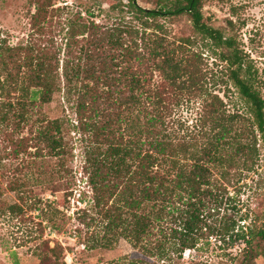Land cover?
<instances>
[{"label":"trees","instance_id":"16d2710c","mask_svg":"<svg viewBox=\"0 0 264 264\" xmlns=\"http://www.w3.org/2000/svg\"><path fill=\"white\" fill-rule=\"evenodd\" d=\"M51 1L37 2L30 14L33 31L43 30ZM203 1L175 0L147 8L128 0L147 17L139 27L75 21L69 25L63 57L53 41L0 42L1 86L8 95L17 94V124H28V104L36 95L41 103L51 100L62 88L61 78L67 93H74L75 127L86 143L82 178L91 191L89 203L79 194L83 205L74 214L87 228L98 222L102 228L87 231L83 243L110 248L120 237L128 239L138 252L130 264H156L152 256L165 260L172 251L181 255L211 235L244 242L246 261L264 256V246L258 249L257 243L264 240V221L258 228L232 217L211 220L228 196L224 180L254 166L257 138L264 136V96L263 80L234 34L203 19ZM180 14L188 15L192 33L169 39L157 17ZM228 23L232 27L231 19ZM202 47L217 61L209 62ZM228 83L247 104V115L229 113L215 91L216 85ZM185 97L200 98L202 141L195 132L176 138L168 128L167 117ZM8 105L13 106L11 101ZM8 134L12 156L35 147L60 157L63 165L60 119H42L22 136ZM21 184L10 181L8 188L25 201ZM20 208L18 202L9 205L13 212Z\"/></svg>","mask_w":264,"mask_h":264},{"label":"rangeland","instance_id":"374dc122","mask_svg":"<svg viewBox=\"0 0 264 264\" xmlns=\"http://www.w3.org/2000/svg\"><path fill=\"white\" fill-rule=\"evenodd\" d=\"M38 1L0 0V42L2 38L10 44L29 39L42 43L53 41L62 48L60 56L63 57L69 25L75 21L94 20L103 28L118 24L139 27L147 18L136 12L128 0H52V10L41 22L43 30L33 31L30 14ZM136 1L143 7L158 8L175 0ZM201 12L207 23L234 34L263 80L264 96V0H204ZM228 19L232 20V27ZM157 20L167 29L169 39L192 33L187 14L159 15ZM77 37L81 41L82 35ZM200 49L209 62L216 60L209 49ZM61 86L49 102L41 103L37 95L32 99L34 103L28 104V124L24 125L17 124L18 117L14 115L17 94L8 95L0 81V264H130L138 252L128 239L120 237L110 248L83 243L87 231L100 232L102 228L100 222L87 228L74 214L77 207L83 205L77 200L79 194L89 203L91 191L82 178L86 143L75 127V95L67 93L63 78ZM215 91L225 101L229 113L248 114L247 104L231 83L216 85ZM9 101L13 106L8 105ZM199 107L200 98L185 97L179 101L167 117L171 120L168 128L174 137L186 135L188 138L195 132L199 141L204 140L198 128ZM55 118L62 123L66 144L63 165L60 157L40 153L35 147H29L27 153H20L18 157L11 155L8 133L13 131L14 137L22 136L40 125L42 119ZM257 148L252 169H241L240 174H231L224 180L228 196L212 221L226 216L240 225H257L258 228L264 221V136L258 135ZM214 173L219 175L217 171ZM10 181L22 182L19 192L25 201L18 200L16 192L8 188ZM14 202L21 208L13 212L9 205ZM257 243L258 249H263L264 240L258 239ZM56 244L55 251L49 249ZM197 245L193 249L186 248L181 255L172 251L165 260L151 258L156 264H264V256L260 254L250 262L243 258L241 240L226 238L224 241L211 235L201 238Z\"/></svg>","mask_w":264,"mask_h":264}]
</instances>
